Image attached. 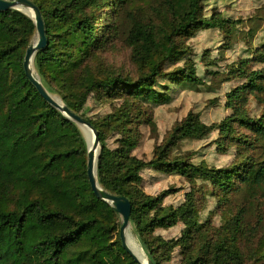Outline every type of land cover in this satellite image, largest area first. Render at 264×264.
Listing matches in <instances>:
<instances>
[{
  "label": "trees",
  "instance_id": "1",
  "mask_svg": "<svg viewBox=\"0 0 264 264\" xmlns=\"http://www.w3.org/2000/svg\"><path fill=\"white\" fill-rule=\"evenodd\" d=\"M30 1L46 29L47 46L35 58L40 80L97 130L98 181L130 200L133 232L147 256L155 264L175 256L178 264H264L263 17L249 18L248 54L228 71L227 81L240 80L225 95L231 114L207 124L190 112L150 158H140V125H154L146 106L170 100L169 86L159 81L205 85L181 40L201 29L237 31L243 21L208 16L206 0ZM257 34L263 38L253 44ZM35 35L23 12H0V264H138L123 248L120 215L91 188L82 130L25 74ZM120 35L130 47L128 71L110 58ZM184 58L185 67L165 71ZM93 99L110 112L92 116ZM214 133L217 150L233 158L227 166L195 164L194 154L180 153L183 141ZM147 170L185 179L190 187L182 201L166 203L174 188L149 194ZM175 228L177 236L161 234Z\"/></svg>",
  "mask_w": 264,
  "mask_h": 264
},
{
  "label": "rangeland",
  "instance_id": "2",
  "mask_svg": "<svg viewBox=\"0 0 264 264\" xmlns=\"http://www.w3.org/2000/svg\"><path fill=\"white\" fill-rule=\"evenodd\" d=\"M207 15L212 13L222 15L232 21L242 20L243 23L237 27V31L232 28L222 30H195L192 35L181 40L184 48L190 52L189 59L195 63L198 75L203 79L205 85L201 88L190 86H175L169 81L160 80L161 85L169 86L168 103L151 104L146 106L149 114L152 115L154 125H140L141 140L135 154L140 158H150L157 145L170 134L174 126L184 120L190 112L200 114L202 120L207 124L222 122L231 111L226 107L225 95L230 88L238 85L240 80L228 79V71L231 66L239 60L245 59L248 54V40H251L250 30L254 27L249 18L263 17L264 0H206ZM254 21V20H253ZM263 38L262 34H257L253 39V44H258ZM116 48L110 53L111 60L117 67H122L125 71L133 69L130 59V47L126 44L124 36L120 35L116 40ZM188 58L179 62L169 64L165 71L172 72L185 67ZM159 89V88H158ZM59 98L56 95H53ZM60 99V98H59ZM92 116L100 117L110 112L109 105H101L96 100L90 101ZM253 115H259L256 106L251 104ZM217 133H214L206 140L191 141L186 140L179 147L181 154H194V163L205 162L209 166L225 167L232 161L231 153L225 154L217 150L214 141ZM112 147L114 141H110ZM232 148L230 152H233ZM145 190L152 195H158L168 188H174L178 192L166 199L167 204H178L182 201L185 192L189 190V184L185 179L177 174L161 172L157 170H147L143 173ZM251 210H254L251 209ZM251 221L256 222V218L251 213ZM263 222L259 228L260 237H264V210H262ZM132 234L136 241L133 228ZM161 234L165 237H174L179 234V228L172 229ZM140 244V243H139ZM167 264H178L175 256L174 260Z\"/></svg>",
  "mask_w": 264,
  "mask_h": 264
},
{
  "label": "water",
  "instance_id": "3",
  "mask_svg": "<svg viewBox=\"0 0 264 264\" xmlns=\"http://www.w3.org/2000/svg\"><path fill=\"white\" fill-rule=\"evenodd\" d=\"M10 9H15L23 12L28 17H30L36 26V35L31 45L27 49L25 60H24V70L28 79L33 83V85L38 89L42 97L63 113L67 118L76 123L82 130L88 147V178L91 188L98 199L109 204L121 218V228H120V238L123 248L126 252L131 255L136 263L138 264H155L145 253L142 246L141 249L144 253V257L134 251L129 243L132 234V225L130 222L132 214V205L129 199L124 196L113 195L100 185L98 181V161L101 151V144L99 139V134L97 130L92 126V124L83 119L80 115L71 111L61 99L51 95L47 92L43 86L40 77L35 69V58L39 51L43 50L47 46V37L44 20L40 9L32 3L30 0H0V12H7ZM27 11H32L33 14L27 13ZM88 131L93 136V144H90L89 138L86 134Z\"/></svg>",
  "mask_w": 264,
  "mask_h": 264
},
{
  "label": "bare ground",
  "instance_id": "4",
  "mask_svg": "<svg viewBox=\"0 0 264 264\" xmlns=\"http://www.w3.org/2000/svg\"><path fill=\"white\" fill-rule=\"evenodd\" d=\"M27 13H29V14H31V15L33 14L32 11H27ZM86 134H87V136H88V138H89L90 144L92 145V144H93V136H92L88 131H86ZM129 245H130V247H131L134 251H136L138 254H140V255H142V256L144 257V253H143V251H142V249H141V246H140L139 243L136 241V239L134 238L133 235L130 237V243H129Z\"/></svg>",
  "mask_w": 264,
  "mask_h": 264
}]
</instances>
